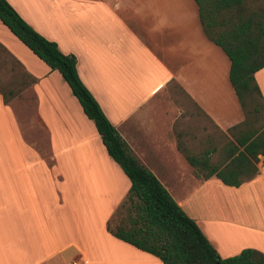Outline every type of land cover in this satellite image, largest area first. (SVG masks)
I'll list each match as a JSON object with an SVG mask.
<instances>
[{"label": "crops", "instance_id": "obj_1", "mask_svg": "<svg viewBox=\"0 0 264 264\" xmlns=\"http://www.w3.org/2000/svg\"><path fill=\"white\" fill-rule=\"evenodd\" d=\"M7 1L76 56L78 75L133 155L221 257L264 253V156L258 174L235 187L202 179L177 148L179 133L193 152L213 129L233 139L228 129L244 118L230 60L205 35L195 0ZM0 44L35 79L7 103L0 94V264H163L107 231L130 180L60 73L1 20ZM3 56L0 81L15 73ZM255 79L264 97V67Z\"/></svg>", "mask_w": 264, "mask_h": 264}, {"label": "trees", "instance_id": "obj_2", "mask_svg": "<svg viewBox=\"0 0 264 264\" xmlns=\"http://www.w3.org/2000/svg\"><path fill=\"white\" fill-rule=\"evenodd\" d=\"M195 1L205 35L230 60L229 81L244 118L228 129L233 139L224 132L207 133L206 145L193 152L184 147L179 133L177 148L202 179L215 175L224 184L238 187L258 174V154L264 156V97L255 79V73L264 67V7L251 6L248 0ZM0 20L50 69L60 73L94 123L108 155L130 180L126 197L106 223L108 232L163 264H264V253L252 247L224 258L218 254L195 220L133 155L78 75L74 54L63 53L56 41L37 32L7 0H0ZM0 53L8 57L3 56L15 71L0 81V94L7 103L35 79L1 44ZM222 137L227 140L219 148ZM217 151L220 157L213 162Z\"/></svg>", "mask_w": 264, "mask_h": 264}, {"label": "rangeland", "instance_id": "obj_3", "mask_svg": "<svg viewBox=\"0 0 264 264\" xmlns=\"http://www.w3.org/2000/svg\"><path fill=\"white\" fill-rule=\"evenodd\" d=\"M248 2H249V5H251V6H253L255 4H258V5L262 6V7H264V0H260L259 2H257V1L254 2V0H248ZM206 125H207V127H210L208 122H206ZM211 131H212V128H211ZM213 133H215L214 129H213ZM196 150H197V146H196ZM216 200H217V196L213 195L211 203L215 202ZM208 201L210 202L209 199H208ZM209 204H207V205L209 206Z\"/></svg>", "mask_w": 264, "mask_h": 264}, {"label": "built area", "instance_id": "obj_4", "mask_svg": "<svg viewBox=\"0 0 264 264\" xmlns=\"http://www.w3.org/2000/svg\"><path fill=\"white\" fill-rule=\"evenodd\" d=\"M71 264H79L77 261H73Z\"/></svg>", "mask_w": 264, "mask_h": 264}]
</instances>
